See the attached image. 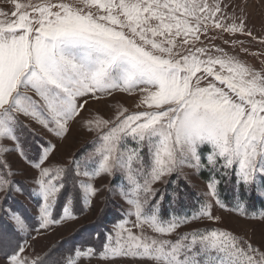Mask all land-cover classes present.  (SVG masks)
Segmentation results:
<instances>
[{"label":"snow or ice","instance_id":"snow-or-ice-1","mask_svg":"<svg viewBox=\"0 0 264 264\" xmlns=\"http://www.w3.org/2000/svg\"><path fill=\"white\" fill-rule=\"evenodd\" d=\"M74 129L91 139L62 156ZM228 185L235 211L264 199V33L244 7L0 0V264H264V241L179 231L218 222ZM96 203L119 213L98 245L42 242Z\"/></svg>","mask_w":264,"mask_h":264},{"label":"rangeland","instance_id":"rangeland-1","mask_svg":"<svg viewBox=\"0 0 264 264\" xmlns=\"http://www.w3.org/2000/svg\"><path fill=\"white\" fill-rule=\"evenodd\" d=\"M234 4H239L241 7L245 8V11L251 17V24L253 26L254 33L259 36L261 33H264V0H232ZM241 39H247L245 37H241ZM253 51L258 50L259 45H249ZM227 47V46H225ZM250 63H256L255 59L249 61ZM118 99H123L125 106L129 107V109H134V104L131 98L118 97ZM42 136H46V134L39 130ZM48 138V137H46ZM91 137L85 133L81 132L79 129H74L73 136L70 137L67 141L63 143L61 149V155L63 156L69 151H72L79 147L86 140H90ZM17 179H23L22 177H17ZM99 184H108L107 179H102L98 181ZM197 185L194 190H204V181H194ZM157 187H162L161 185H157ZM104 196H107V191L103 193ZM22 203H24L25 207L28 209L29 213L33 211L32 203L24 196L18 198ZM264 200V199H263ZM107 209V212H110V216L114 218L118 215V209L114 205H104L102 203H96L95 209L87 212L86 214H79V219L75 221H69L67 227H61L55 232L50 233L47 237L41 238L42 242H46L49 244H55L64 240L65 238L72 235L78 228L96 220L101 213ZM235 208H213V214L220 217V220L217 221H198L191 224L188 228L179 229L180 232L188 231L190 229L199 228L203 231L205 228H218L223 230H231L233 233L242 236L245 239H249L253 244H260L264 241V224L259 220L250 219L253 215L259 216L264 214V209L248 214L247 216L243 215L245 210L235 211ZM107 219V216H106ZM112 224L109 226L111 228ZM40 249V246L37 245V250Z\"/></svg>","mask_w":264,"mask_h":264},{"label":"trees","instance_id":"trees-1","mask_svg":"<svg viewBox=\"0 0 264 264\" xmlns=\"http://www.w3.org/2000/svg\"><path fill=\"white\" fill-rule=\"evenodd\" d=\"M221 195L226 205H228L230 208H235L236 202L233 200L232 190L230 185L222 187ZM21 205L28 211L24 203L21 202ZM21 205H16V206L19 207ZM262 209H264V200L258 196H252L248 207L244 210L248 214L249 213L252 214ZM189 210L190 209L188 208L184 209V211H189ZM77 214L79 215L80 213L77 212ZM109 216H110V212H107V209H104V211L101 213V216H99L96 220L78 228L72 235L60 241V243H64L65 241H67L69 243H75V244L96 243L98 245L97 237H99L102 232L109 229V226L114 222V218Z\"/></svg>","mask_w":264,"mask_h":264}]
</instances>
